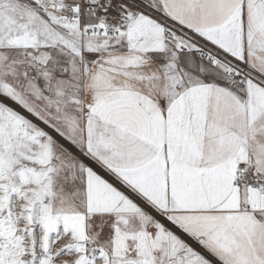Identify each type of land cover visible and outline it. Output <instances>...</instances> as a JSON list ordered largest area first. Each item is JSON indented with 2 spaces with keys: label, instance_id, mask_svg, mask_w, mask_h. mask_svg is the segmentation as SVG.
Returning a JSON list of instances; mask_svg holds the SVG:
<instances>
[{
  "label": "snow or ice",
  "instance_id": "snow-or-ice-1",
  "mask_svg": "<svg viewBox=\"0 0 264 264\" xmlns=\"http://www.w3.org/2000/svg\"><path fill=\"white\" fill-rule=\"evenodd\" d=\"M0 264H264V0H0Z\"/></svg>",
  "mask_w": 264,
  "mask_h": 264
}]
</instances>
